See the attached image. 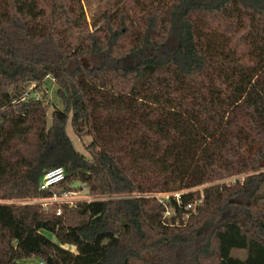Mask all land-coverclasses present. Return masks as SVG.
<instances>
[{
    "label": "trees",
    "instance_id": "16d2710c",
    "mask_svg": "<svg viewBox=\"0 0 264 264\" xmlns=\"http://www.w3.org/2000/svg\"><path fill=\"white\" fill-rule=\"evenodd\" d=\"M45 79L49 124L26 95ZM56 166L94 198L23 203ZM176 184L207 185L174 225L153 195ZM0 200L19 201L0 202V264H264V0H123L98 25L82 0H0Z\"/></svg>",
    "mask_w": 264,
    "mask_h": 264
},
{
    "label": "rangeland",
    "instance_id": "374dc122",
    "mask_svg": "<svg viewBox=\"0 0 264 264\" xmlns=\"http://www.w3.org/2000/svg\"><path fill=\"white\" fill-rule=\"evenodd\" d=\"M122 2H123V0H82L87 22L89 24L98 25L100 23V17H101V14L103 11L113 9L114 7L120 5ZM55 90H56V84L51 79H45L42 84H40L36 88L34 87L32 90V95L34 97L40 98L42 100L43 104H47V106H48V109L46 112L47 124H49L51 121L50 115H51V111L53 110V108L61 106V102L57 98V96L55 94ZM66 132H67L68 136L71 138L76 150L79 153L83 154L85 157H87L88 155L84 149V144L87 143L90 138L85 137L83 140H79L71 131L69 124H67V126H66ZM225 169L226 168H224L220 172V176H222V178H220L219 180H216L214 182H220V181L221 182H223V181L233 182V180H235V179L240 180L242 178V174L241 173H235L234 169H232V168H228V170H225ZM206 185L204 184V185L194 186L191 189L200 190L203 187H205ZM173 189H174V191L177 190V184L173 186ZM63 193H65V195H62ZM53 194H56L57 197H61L59 199H62L63 202H65L64 204H66V201L67 202L68 201L69 202L83 201V200L87 201V200H91L92 198H94L90 194L89 190L87 189V187L83 183H81L78 180H75V181H71L70 183L61 182L58 185H56L54 187V189H52V191H50L49 196H47L43 200V201H46L45 203L48 202V204H42V202L34 201V199H38V197L33 198L32 201L24 200L22 202L23 203H25V202L37 203L45 211H50L53 209L54 212H56L57 209H60V212H62V209L60 208V206L63 205V202L57 201V202H54V204H53V200H51V201L48 200V199L53 197ZM0 202H2V203L3 202H6V203H8V202L15 203L16 202V203H18L19 201L0 200ZM53 206H56V207L53 208ZM64 247L70 249L71 251H74L73 246L64 245ZM230 255L232 257H235V258L242 260L245 258L246 252L244 249H233V250H231ZM20 262L29 263V264H36V263H38V259L31 257L28 259H23Z\"/></svg>",
    "mask_w": 264,
    "mask_h": 264
},
{
    "label": "built area",
    "instance_id": "2783aa9c",
    "mask_svg": "<svg viewBox=\"0 0 264 264\" xmlns=\"http://www.w3.org/2000/svg\"><path fill=\"white\" fill-rule=\"evenodd\" d=\"M33 87L30 86L29 89L31 90V88ZM27 96H33L32 92L26 93ZM34 97V96H33ZM38 98V97H35ZM25 99V97L22 98V100ZM64 178V170L62 167L60 166H56L53 167L49 170H47L41 177L39 183H38V188L41 191H52V189H54V187L56 185H58L59 183L62 182ZM189 191H194V189H189V190H176V191H168V192H159V193H155L153 196L162 203L163 207H164V211H163V219L166 223L168 224H174L177 225L179 223V218H174L173 220H171V217L175 215V211L173 209L172 206V202L175 203L179 208L181 207V195L184 193H187ZM62 195H65V193H63ZM44 198L46 197H42V198H38V199H34V201L37 202H42V204H48L45 203L46 201H43ZM61 197H57L56 194H53V197L48 199L49 201L53 200V204L54 202L57 201H61L63 202L62 199H59ZM33 200V199H32ZM30 200V201H32ZM202 201V195L200 194L198 197H194L192 201L187 202L186 204L182 205V209H184V212L182 213L181 216V220L185 221L189 214L193 211H195L196 206H198ZM76 201H72V202H67L66 204H68L69 207H73ZM65 202H63L64 204ZM60 209H57L55 214L59 215Z\"/></svg>",
    "mask_w": 264,
    "mask_h": 264
}]
</instances>
